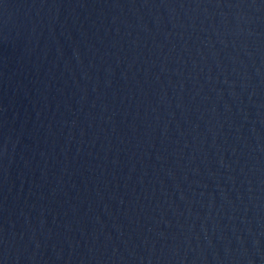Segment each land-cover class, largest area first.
Here are the masks:
<instances>
[{"label": "water", "instance_id": "95a60500", "mask_svg": "<svg viewBox=\"0 0 264 264\" xmlns=\"http://www.w3.org/2000/svg\"><path fill=\"white\" fill-rule=\"evenodd\" d=\"M0 264H264V0H0Z\"/></svg>", "mask_w": 264, "mask_h": 264}]
</instances>
